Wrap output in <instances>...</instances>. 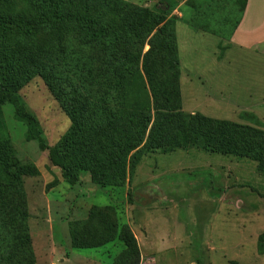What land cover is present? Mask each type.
<instances>
[{
  "label": "rangeland",
  "instance_id": "374dc122",
  "mask_svg": "<svg viewBox=\"0 0 264 264\" xmlns=\"http://www.w3.org/2000/svg\"><path fill=\"white\" fill-rule=\"evenodd\" d=\"M124 1L176 19L183 112L264 130V33L253 28L258 11L245 48L229 40L239 13L221 20L236 9L233 0ZM11 2L17 14L26 9L22 0ZM18 96L39 121L45 145L57 147L71 122L45 82L33 78ZM2 119L18 159L39 172L24 178L36 264H114L126 250L124 228L136 239L140 264H264L258 252L264 176L255 162L200 150L145 153L122 188L101 190L88 174L71 187L49 152L26 140L12 105L2 106ZM78 226L91 227L104 244L74 247L71 230Z\"/></svg>",
  "mask_w": 264,
  "mask_h": 264
},
{
  "label": "trees",
  "instance_id": "16d2710c",
  "mask_svg": "<svg viewBox=\"0 0 264 264\" xmlns=\"http://www.w3.org/2000/svg\"><path fill=\"white\" fill-rule=\"evenodd\" d=\"M248 1L233 0L236 9L222 16L226 22L240 15L230 39ZM22 2L26 9L17 14L11 0H0V264H36L24 178L39 176L13 150L2 119L5 104L26 126V140L49 152L71 187L88 174L101 190L122 188L141 155L189 150L249 159L264 176L263 129L183 112L176 19L124 0ZM33 78L45 82L71 122L53 149L18 96ZM79 229L71 230L74 247L104 244L91 227ZM121 238L126 250L114 264H140L134 235L124 228ZM258 252L264 256V232Z\"/></svg>",
  "mask_w": 264,
  "mask_h": 264
},
{
  "label": "crops",
  "instance_id": "0c3cea01",
  "mask_svg": "<svg viewBox=\"0 0 264 264\" xmlns=\"http://www.w3.org/2000/svg\"><path fill=\"white\" fill-rule=\"evenodd\" d=\"M258 0H249L244 12V15L241 19V22L235 31L234 35L232 36L231 45H239L245 48H248L251 45L252 42V36H250V32L248 31V26L250 25V21L252 20L251 17L253 13L256 12V16L253 17L254 24L253 28L256 30L261 29V34L264 33L263 27H264V21L262 19V14H264V6L263 3L258 4Z\"/></svg>",
  "mask_w": 264,
  "mask_h": 264
},
{
  "label": "flooded vegetation",
  "instance_id": "af4514ba",
  "mask_svg": "<svg viewBox=\"0 0 264 264\" xmlns=\"http://www.w3.org/2000/svg\"><path fill=\"white\" fill-rule=\"evenodd\" d=\"M150 195H152V194H150Z\"/></svg>",
  "mask_w": 264,
  "mask_h": 264
}]
</instances>
